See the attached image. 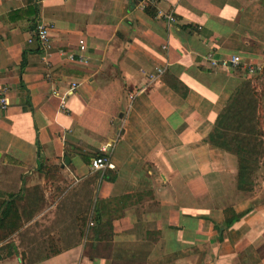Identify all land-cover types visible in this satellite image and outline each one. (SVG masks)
<instances>
[{"label": "crops", "instance_id": "crops-1", "mask_svg": "<svg viewBox=\"0 0 264 264\" xmlns=\"http://www.w3.org/2000/svg\"><path fill=\"white\" fill-rule=\"evenodd\" d=\"M263 71L264 0H0V211L36 221L22 203L50 200L54 172L96 216L78 243L0 264H264V173L238 190L236 159L206 141Z\"/></svg>", "mask_w": 264, "mask_h": 264}, {"label": "rangeland", "instance_id": "rangeland-1", "mask_svg": "<svg viewBox=\"0 0 264 264\" xmlns=\"http://www.w3.org/2000/svg\"><path fill=\"white\" fill-rule=\"evenodd\" d=\"M264 77V76H263ZM251 90L256 95V114L259 120L257 128L261 129L264 134V80L258 82L255 87L250 83ZM264 156L257 160L256 166H241L239 183L246 188H253L258 184L262 171L264 169ZM51 183L47 186L53 191L50 200L45 201L43 198L35 202V197L25 199L22 206L26 205V211L21 213L22 218H30L34 211L42 209V214L36 221L22 227L19 231L13 233L4 239L0 246V259L23 254L24 263H31L39 260L50 253L51 248L63 249L79 242L83 236H88L93 228V213L90 211L85 200L80 198L69 197V190L75 188V182L67 183L61 176H56L54 172L50 174ZM58 183V184H57ZM36 190V188H35ZM54 202L55 206L50 208ZM92 225L89 226L88 222ZM56 241V244L54 243ZM26 257V259H24ZM21 259V258H20Z\"/></svg>", "mask_w": 264, "mask_h": 264}, {"label": "trees", "instance_id": "trees-1", "mask_svg": "<svg viewBox=\"0 0 264 264\" xmlns=\"http://www.w3.org/2000/svg\"><path fill=\"white\" fill-rule=\"evenodd\" d=\"M144 11L147 12V9L145 8ZM255 97L256 95L251 90L249 81L240 84L217 114L206 138L210 147L228 153L236 159L237 188L243 192H249L252 188L240 185L241 166H256L258 158L264 156V134L261 129L257 128L259 120L255 116L257 104ZM262 164L264 167V163ZM226 213L229 212L226 211ZM239 217V215L234 216L231 214L229 220L225 222L226 226L232 224ZM20 218L13 200L7 202L0 211V241H3L20 228ZM92 220L94 222L96 220L94 214ZM103 230L105 232L102 233L101 238L104 240L109 239V230Z\"/></svg>", "mask_w": 264, "mask_h": 264}, {"label": "built area", "instance_id": "built-area-1", "mask_svg": "<svg viewBox=\"0 0 264 264\" xmlns=\"http://www.w3.org/2000/svg\"><path fill=\"white\" fill-rule=\"evenodd\" d=\"M162 18L165 20L166 23H171L174 21V18L171 16V14H165L162 16ZM47 32L46 29L42 26H37L34 31L32 32V38L28 39L26 42L30 44L32 41H36L40 48H43L46 45L47 41ZM79 50L83 51V45H81V42H79ZM71 59V58H70ZM81 56L77 57V62H81ZM209 59V56H208ZM232 65H237L239 63L238 57H232L229 61ZM256 72H259L258 69H255L254 67L247 66L246 67V75L247 76H253L256 74ZM162 73L161 69L156 70V74L160 75ZM74 87V84H71V88ZM71 91V89H70ZM7 106L6 97H5V90L0 91V111L4 110ZM88 167L90 171H98L102 170L104 168H108L109 165L107 163L106 158L104 157H94L91 160H89ZM88 225L91 226L92 222L89 221Z\"/></svg>", "mask_w": 264, "mask_h": 264}]
</instances>
